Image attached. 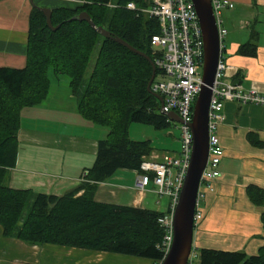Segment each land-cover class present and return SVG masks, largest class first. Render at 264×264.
I'll return each instance as SVG.
<instances>
[{"label": "trees", "instance_id": "obj_1", "mask_svg": "<svg viewBox=\"0 0 264 264\" xmlns=\"http://www.w3.org/2000/svg\"><path fill=\"white\" fill-rule=\"evenodd\" d=\"M76 8L51 10V31L44 15L36 8L29 16L26 63L22 69L0 68V227L5 238L28 245H54L92 252L116 254L160 263L158 249L163 229L158 219L164 213L97 202V185L120 170L139 172L140 164L151 151L149 140L129 137L132 123L165 129L168 118L160 113V103L147 90L152 69L143 57L112 39L97 34L88 23L71 20L87 13L95 26L127 42L155 60L150 47L157 22L125 8L133 2L146 8L150 0H78ZM114 2L116 7L109 8ZM71 20V21H70ZM255 36L252 35L251 38ZM99 51L86 84L83 77L96 44ZM251 40L240 46L238 54L255 56ZM51 69L55 76L69 79L79 115L108 130L97 143L95 162L87 169L84 181L62 196L32 194L4 184L7 170L17 160V133L20 113L41 104L47 97ZM249 200L264 206V192L250 185ZM25 218L23 210L29 206ZM264 228V213L261 215ZM197 264H264V245L255 255L209 248L195 250Z\"/></svg>", "mask_w": 264, "mask_h": 264}, {"label": "crops", "instance_id": "obj_2", "mask_svg": "<svg viewBox=\"0 0 264 264\" xmlns=\"http://www.w3.org/2000/svg\"><path fill=\"white\" fill-rule=\"evenodd\" d=\"M228 1L234 8L221 14L227 31L224 40L228 39L222 54L230 66L225 78L244 90L255 89L264 94V40L261 38L264 29H258L260 13L264 14V0ZM80 4L78 0H32V3L30 0H0V68L25 66L33 6L52 10L73 9ZM250 29L259 34V46L253 57L238 54L251 34L256 35ZM53 88L50 83L46 99L20 113L17 160L15 166L7 170L4 180L11 189L53 196L75 189L95 162L98 141L108 134L106 128L79 115L69 82L65 83L66 89L61 94ZM53 92L61 96L60 100L51 98ZM223 114L225 119L218 129L223 148L220 177L214 181V192L207 193L201 202L203 216L193 230V247L255 255L264 245L261 222L264 206L253 204L246 189L253 185L264 192V107L227 102ZM178 140L173 151L152 148L151 158L157 157L162 162L176 154ZM136 176V171H118L97 185L95 201L167 212L170 198L159 197L152 183L146 190H139L135 187ZM120 256L54 245H28L3 237L0 227V264H130L133 261L126 262ZM139 262L132 264H142Z\"/></svg>", "mask_w": 264, "mask_h": 264}, {"label": "built area", "instance_id": "obj_3", "mask_svg": "<svg viewBox=\"0 0 264 264\" xmlns=\"http://www.w3.org/2000/svg\"><path fill=\"white\" fill-rule=\"evenodd\" d=\"M210 4L217 26L220 55L209 103L208 156L197 190L194 229L203 216L201 202L207 193L214 192V181L220 177L223 148L218 129L225 119L224 104L238 102L242 105L264 107V94L255 89L244 90L240 85L228 82L225 78L230 66L222 54L227 31L222 25L221 14L224 10L233 9L234 4L228 0H210ZM108 6L116 7L114 4ZM125 8L156 20L158 31L150 38L156 73L150 89L162 98L160 113L165 115L174 112L182 121L178 124L180 138L176 156H170L162 162L142 161L135 179V187L139 190H145L152 183L159 197H169L171 200L166 214L158 219L163 229L158 249L164 258L172 245L173 212L190 162L192 134L189 125L193 118V105L200 92L204 41L191 0H150L146 8H138L135 3L128 2ZM195 255V249L192 247L187 264H193Z\"/></svg>", "mask_w": 264, "mask_h": 264}, {"label": "water", "instance_id": "obj_4", "mask_svg": "<svg viewBox=\"0 0 264 264\" xmlns=\"http://www.w3.org/2000/svg\"><path fill=\"white\" fill-rule=\"evenodd\" d=\"M30 1L32 3V0ZM191 2L197 13L204 41L201 86L200 92L193 105V118L189 125L192 134L190 162L172 217L173 241L169 252L161 260L160 264H187L192 252L194 230L193 216L197 190L208 156V110L212 96L214 75L220 55L219 37L210 0H191ZM33 7L38 9L44 15L46 25L51 31L54 32L59 28V25L56 27H53L52 25L50 9L37 6ZM71 20L88 23L97 34L106 39H112L131 52L146 59L152 69L146 90L150 95L157 99L160 105L162 104L161 96L152 92L150 89L156 69L149 56L136 50L122 39L112 36L110 32L102 27L95 26L90 16L85 12L80 13L77 17H74ZM233 84L237 83L233 82ZM165 116L168 118L169 122L176 124L182 123L181 119L174 112L167 113Z\"/></svg>", "mask_w": 264, "mask_h": 264}, {"label": "rangeland", "instance_id": "obj_5", "mask_svg": "<svg viewBox=\"0 0 264 264\" xmlns=\"http://www.w3.org/2000/svg\"><path fill=\"white\" fill-rule=\"evenodd\" d=\"M110 4H114V2L110 3ZM109 7V6H108ZM109 8H113V7H109ZM259 23H261V26L258 29H264V14L260 13V19H259ZM255 24L252 22V25ZM251 31V29H250ZM251 32H255L256 35L252 37L253 34H251V37L249 38V41L251 40V43L255 44L256 47L259 46V34L257 33L256 30L251 31ZM261 38H263L264 40V30H262V34H261ZM248 41V42H249ZM228 43V39L226 38L223 41V45H227ZM99 47L100 45L97 43L90 55L89 58V62L87 64V68L83 77V83L86 84L89 80V77L91 75L98 51H99ZM225 57V56H224ZM227 62V61H226ZM48 78L50 79V83L52 85V87H54V92H56V90H59L60 94L62 93V90H65V83L69 82V79L66 76H59L58 78H55V75L53 73V71L51 69H49L48 71ZM64 87V88H63ZM53 92V95H51V98L53 99H58L60 100L61 96H56V93ZM57 114L61 115V111H58ZM179 125L176 123L171 122L170 126L165 128V129H154L152 126L149 125H143V124H138V123H132L129 126V137L131 140H135V141H144V140H149L151 143V147L152 148H158V149H165V150H174L175 146L177 147V141L180 138V129H179ZM176 143V145H175ZM177 150V149H176ZM152 153H150L148 156H145L142 161H156V162H160L157 160L156 158H151ZM171 156H176V154H172ZM83 183V182H82ZM146 190V189H145ZM30 205L26 206L25 209L23 210V214L22 217L25 218L28 211H29ZM147 210V209H146ZM166 214V212L164 213ZM163 214V215H164ZM124 261L127 262V260H132V262H130V264H132L133 262H137L140 261L139 263H149V260L146 259H138V258H132V257H126V256H120ZM197 258L193 259V264H197ZM129 262V261H128Z\"/></svg>", "mask_w": 264, "mask_h": 264}]
</instances>
